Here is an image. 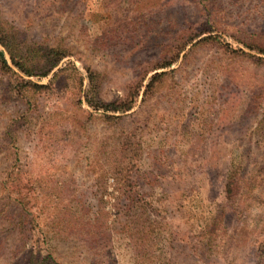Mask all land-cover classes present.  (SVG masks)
I'll return each instance as SVG.
<instances>
[{"label": "rangeland", "instance_id": "1", "mask_svg": "<svg viewBox=\"0 0 264 264\" xmlns=\"http://www.w3.org/2000/svg\"><path fill=\"white\" fill-rule=\"evenodd\" d=\"M0 22L65 47L52 71L70 60L83 87L89 68L104 101L165 72L112 120L62 77L27 109L0 74V184L7 155L21 165L19 193L0 185V264H256L264 185L246 184L264 177V54L239 41L264 46V0H0ZM183 28L195 38L149 70ZM208 35L242 53L193 45ZM232 166L240 186L226 198ZM18 212L34 224L24 244L1 230Z\"/></svg>", "mask_w": 264, "mask_h": 264}, {"label": "trees", "instance_id": "2", "mask_svg": "<svg viewBox=\"0 0 264 264\" xmlns=\"http://www.w3.org/2000/svg\"><path fill=\"white\" fill-rule=\"evenodd\" d=\"M186 33L184 28L177 30L174 36L171 37L172 46L169 50L165 48L160 53L159 62L154 63L149 70H156L160 68L169 67L173 64L178 57L179 52L195 38H187L183 40L182 35ZM241 44L246 48L253 50L255 52H260L264 54V46L254 42L249 38L248 41L240 40ZM205 43L214 44L226 52L237 54V52L242 53L239 48L230 47L223 39H220L218 35H208L200 38L193 45ZM167 51V52H166ZM7 55L10 65L7 63ZM69 55L65 47L55 46V47H44L37 43H29L21 30L13 29L3 22H0V74L7 76L11 82V90L14 91L18 99L27 107L36 108L39 96L48 93V91H53V83L58 77H62L66 81L71 83V88H74L76 84L78 91V103L81 100L84 101L85 105L93 110H101L103 112V117L107 120L118 119L120 113H123L131 109L135 103L137 93L141 86H143V93L146 94L150 92L153 87L161 81L164 71H156L149 75L142 85L140 82L136 83L134 86H129L124 97L119 100L104 101L98 95L97 77L95 72L89 70V68L84 67L83 73L85 77V85L82 87L83 76L75 68L74 64L67 60L57 68L55 71L52 69L59 63V61ZM253 55V54H249ZM252 57V56H250ZM51 76L45 83H39L38 80L45 78L50 72ZM25 77L34 78V80L26 79ZM109 113V114H106ZM8 156V155H7ZM4 159L6 163L5 170L3 171V178L1 180V190L4 195L14 196V193H19L17 190L16 175L19 174L21 165L16 159H12L9 156ZM237 171L234 166H232L226 173L225 177V196L226 198L233 197L238 192L240 186V177L236 175ZM250 184H256L257 187L264 185V177H252L249 180ZM17 192V193H16ZM42 195H44L42 193ZM130 194L125 195L127 200L126 205L132 204L133 200ZM117 200V199H116ZM116 202V201H115ZM23 203V202H22ZM119 204V202H116ZM133 205V204H132ZM24 205L22 206V208ZM116 214H122L125 211L119 210L116 206ZM25 217L21 213L13 214L8 218V224L1 227V230L6 229L11 232L16 230L15 241L24 242L26 237V232L31 229L34 224L30 223V218ZM138 218L131 219V222H136ZM23 224H25L23 226ZM129 226L128 216L124 219L122 228ZM24 244V243H23ZM257 247V260L256 264H264V239L258 244ZM27 264H34V259H27ZM41 263L47 262V257L43 256L40 258ZM25 264V263H24Z\"/></svg>", "mask_w": 264, "mask_h": 264}]
</instances>
